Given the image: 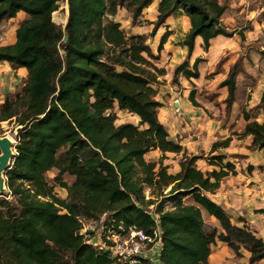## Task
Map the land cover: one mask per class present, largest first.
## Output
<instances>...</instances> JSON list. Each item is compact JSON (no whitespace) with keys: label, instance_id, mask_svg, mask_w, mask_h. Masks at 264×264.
<instances>
[{"label":"trees","instance_id":"trees-1","mask_svg":"<svg viewBox=\"0 0 264 264\" xmlns=\"http://www.w3.org/2000/svg\"><path fill=\"white\" fill-rule=\"evenodd\" d=\"M154 1L68 0L63 27L53 20L59 0H0V24L21 11L29 15L17 28L16 42L0 46V62L29 72L23 94L7 98L0 109V123L14 120L19 126L17 153L6 171L7 192L0 194V264H128L96 247L95 239L85 238L83 220L103 216L110 234L135 227L153 235L161 229V264H211L218 241L237 254L245 249L249 264L264 260V237L246 223H233L207 194L236 173L224 155L208 157L209 164L219 167L208 172L197 168L200 156L184 155L176 174L168 172L165 155L159 161L145 157L154 149L183 150L158 116L161 103L155 86L166 70L152 61L157 56L149 38L177 12L189 17L191 28L184 39L188 56L175 69L177 82L181 72L188 78L200 76L201 58L194 70L188 69L197 36L208 50L212 38L236 33L222 21L228 9L223 0H159L158 18L147 35H127L113 19L120 8H127L135 24ZM238 33L244 40L243 30ZM170 35L167 30L162 36L159 50ZM238 70L237 61L221 82L228 88L230 107ZM195 93L190 97L198 105ZM263 105L264 90L257 107ZM116 106L137 115L146 127L116 124ZM243 113L246 128L237 134L251 135V147L264 149V122L251 120L245 109ZM230 141L215 142L212 151ZM53 169L58 170L55 183L68 191L66 198L49 183L47 173ZM65 174L76 177L71 185ZM147 187L157 199H145ZM187 196L194 204L184 203ZM168 201H174L173 209H166ZM202 209L220 223V230L206 225Z\"/></svg>","mask_w":264,"mask_h":264},{"label":"crops","instance_id":"crops-1","mask_svg":"<svg viewBox=\"0 0 264 264\" xmlns=\"http://www.w3.org/2000/svg\"><path fill=\"white\" fill-rule=\"evenodd\" d=\"M158 3L159 0H155L146 8L137 23L134 24L131 17L128 18L129 35L151 33L153 22L158 18ZM229 7L223 14L222 21L229 30L236 31L232 37L220 34L212 38L208 50L204 49V40L201 36L195 39L188 69L194 70L196 59L201 58L202 61L198 64L200 74L198 78H188L181 72L178 81L174 80L176 67L188 56V47L184 45V39L191 28V23L189 17L182 11L170 16L158 29L154 38L148 40L153 53L157 56L152 61L159 68L166 70V73L159 77L160 83L155 87L159 89L156 99L161 103L158 116L167 129L169 138L182 145L183 150L164 153L160 149H154L145 157L147 160L159 161L165 155L164 165L168 167V172L176 174L181 169L180 162L184 155L200 156L196 166L203 172L219 169L209 164L208 157L224 155V162L233 163L236 166V173L225 176L221 180L220 187L215 192L207 194L225 208L233 223L240 226L246 223L257 236L264 237V149L251 147L253 140L251 135H238L244 132L247 124L244 109L251 120L264 122V106L257 108L264 90V53L262 52L264 45L259 47L261 42L256 31H253L251 36L244 34L245 39H242L238 33L241 27L237 26L241 18L238 15L239 10L232 1ZM122 10H119V13ZM255 13L257 11L253 10L249 18L253 19ZM28 17L27 13L21 11L16 17L0 24V36L6 33L5 27L9 25L14 27L11 42L0 43V46L16 42L17 28ZM115 18L116 16L114 20ZM167 30L171 31V35L162 50H159L161 38ZM244 46L250 50L254 62L244 63L243 68L238 70L236 99L230 107L227 103L228 88L222 87L221 82L228 77L241 54H245L242 53ZM28 78L27 68H14L8 61L0 62V109L7 98L16 99L17 90L26 85ZM192 90L196 91L195 100L198 105L191 100ZM133 117L139 119L135 114ZM228 138H231L229 146L212 151L215 142ZM67 176L75 181L74 175L65 174V179ZM186 198L190 196L183 198L184 203L194 204V200L186 202ZM174 201H168L166 209H173ZM204 211L202 209V213ZM240 218L244 219V222H240Z\"/></svg>","mask_w":264,"mask_h":264},{"label":"rangeland","instance_id":"rangeland-1","mask_svg":"<svg viewBox=\"0 0 264 264\" xmlns=\"http://www.w3.org/2000/svg\"><path fill=\"white\" fill-rule=\"evenodd\" d=\"M235 3V8L238 11V15L242 18H240V22L237 24L238 27H241L243 30V34H246L247 36H251L253 34V31H256L259 35V41L261 42L259 44V47L261 45H264V0H223L228 7L230 2ZM234 1V2H233ZM66 8V9H65ZM230 8V7H229ZM119 10H122L120 8ZM255 10L257 13H255L254 18H249V16H252V11ZM119 13V11H118ZM117 13L116 18L114 21H119L121 23V27L126 31L127 35H129V31L127 30V26L129 25V22L127 21L128 18L131 17L132 19V12H130L127 8H124L122 12L119 14ZM56 14L58 16L64 17L63 20L59 21L56 19ZM254 15V13H253ZM118 16V17H117ZM234 16V15H232ZM250 16V17H251ZM67 17H68V3L62 2L60 3V6L57 11L53 13V20L57 24L62 25L63 27L65 26L67 22ZM114 19V18H113ZM6 29V33H2L0 36V43H10L11 42V36L14 35V27L13 26H8ZM238 29V28H237ZM236 29V30H237ZM245 31V33H244ZM150 39V38H149ZM152 40V39H151ZM258 41V40H257ZM240 58L238 59L239 62V70L243 68L244 63H253L254 61L251 59L250 56V50L244 46V49L242 51ZM252 55V54H251ZM245 59V60H244ZM27 83V81H26ZM156 87V86H155ZM25 86L19 88L17 90V94H23ZM158 88V87H157ZM157 95H159L157 89ZM156 95V97H157ZM264 106V105H263ZM260 109L261 107H257ZM116 116V124H121V123H134L135 125H138L141 127V129L145 128L146 126H141L140 125V118L133 117L134 114L125 111V112H120L117 106L112 110ZM111 111H108L110 113ZM18 129L19 126L16 124L14 120L12 121H3L0 123V131L3 133L0 134L1 137L3 136H10L13 140V147H14V152L15 154L17 153L16 151V144L18 143L17 135H18ZM61 153H65V150H63ZM13 161V160H12ZM58 170L53 169L50 172L47 173V177L49 180V183L54 185L55 187V192L57 195L61 198H66L68 195V191L66 188H63L59 186L57 183H55V176L57 175ZM6 174V173H5ZM67 179V180H66ZM66 181L69 185L72 184L73 178L70 176L66 177ZM170 190L169 188L165 189V193ZM145 194V199H157L156 193L155 195L151 194V189L149 187L145 188L144 190ZM156 201V200H155ZM157 202V201H156ZM186 202H193V198L190 196V198H186ZM203 218L205 220V223L208 227L213 228L216 227L219 230L221 229L220 223L212 216H210L206 211L203 212ZM103 219L104 216L101 217L100 219H84L83 220V230L82 232L85 233V238L88 240L95 239L94 243L95 246L98 247L99 249H104L103 245H105L106 241L108 238L105 236L109 237V241H115L118 242L120 238L119 233H109L107 230H105L104 225H103ZM90 232H93L94 235L90 234ZM106 249V248H105ZM249 252H247L245 249H242V252L237 254L234 250H232L226 243L218 241L217 244H215L212 248V254H211V264H249ZM154 264H160V258H159V253L157 256H155L154 259ZM256 264H264V260L256 263Z\"/></svg>","mask_w":264,"mask_h":264},{"label":"built area","instance_id":"built-area-1","mask_svg":"<svg viewBox=\"0 0 264 264\" xmlns=\"http://www.w3.org/2000/svg\"><path fill=\"white\" fill-rule=\"evenodd\" d=\"M64 1L68 3V0H59V6ZM119 234L118 242L111 241L103 245L117 261L128 264H154L161 245V229L157 228L153 235H147L132 227L127 233ZM106 238L110 240L108 236Z\"/></svg>","mask_w":264,"mask_h":264},{"label":"water","instance_id":"water-1","mask_svg":"<svg viewBox=\"0 0 264 264\" xmlns=\"http://www.w3.org/2000/svg\"><path fill=\"white\" fill-rule=\"evenodd\" d=\"M264 53V49L262 50ZM13 140L10 136H0V194L7 192L6 171L15 158Z\"/></svg>","mask_w":264,"mask_h":264},{"label":"bare ground","instance_id":"bare-ground-1","mask_svg":"<svg viewBox=\"0 0 264 264\" xmlns=\"http://www.w3.org/2000/svg\"><path fill=\"white\" fill-rule=\"evenodd\" d=\"M65 9H66V8H65ZM63 18H64V17L59 16V14H58V16H57V14H56V19H57V20L61 21V20H63Z\"/></svg>","mask_w":264,"mask_h":264}]
</instances>
